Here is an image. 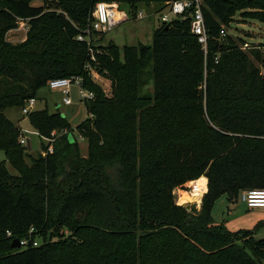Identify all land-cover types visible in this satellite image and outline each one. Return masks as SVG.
<instances>
[{
    "label": "trees",
    "instance_id": "1",
    "mask_svg": "<svg viewBox=\"0 0 264 264\" xmlns=\"http://www.w3.org/2000/svg\"><path fill=\"white\" fill-rule=\"evenodd\" d=\"M32 1L0 0V149L15 170L0 161V264H261L264 236H254L261 222L233 233L213 221L210 207L220 194L264 188L263 44L249 59L241 37L219 40L236 12L247 16L245 8L264 4L202 0L204 65L189 18L158 23L150 46H124L122 57L89 28L98 1H116L135 18L141 5L160 10L172 0ZM20 20L26 38L12 44L5 34ZM87 65L109 82L107 92ZM71 76L94 92L77 126L87 155L69 140L65 119L46 109L29 112L39 136L66 132L52 153L29 154L4 110L34 98L50 79ZM201 175L207 191L188 213L173 190ZM13 238L30 244L14 247Z\"/></svg>",
    "mask_w": 264,
    "mask_h": 264
},
{
    "label": "rangeland",
    "instance_id": "2",
    "mask_svg": "<svg viewBox=\"0 0 264 264\" xmlns=\"http://www.w3.org/2000/svg\"><path fill=\"white\" fill-rule=\"evenodd\" d=\"M46 1L34 0L31 3L33 5H46ZM262 4H264V0H260L258 6ZM157 8L158 5L154 3L150 6H139V9L143 12L142 18H138L137 16L133 18L130 16L129 19L118 23L111 30L103 34L101 43L106 44L110 40L113 41L119 48L120 57H122V49L124 46L138 44L150 46L153 30L159 23L158 19L160 15L168 13L165 7L160 10H156ZM244 10H250L252 12H248L247 16H243L241 11L236 12L232 17L227 31L251 43V47L245 48L244 51L247 57L252 59L250 51L256 44H263L260 49L264 54V21L256 18L257 16H264V8L248 7ZM28 28L26 22L20 20L16 28L9 30L5 34V39L12 44L20 43L25 40ZM96 36L98 37L100 35L98 34ZM255 64L258 65L256 62ZM96 84L105 92L109 89V82L100 73L96 79ZM69 89V103L65 104L63 102V94L59 89H51L48 83L38 87L35 92V103L32 111L46 109L48 114L59 113L68 124V129L70 130L68 132V138H76L80 154L86 156L87 141L85 138L80 139L76 133L77 126L87 116L85 104L78 95V86L75 83H71ZM4 114L15 125H18L19 129L28 138V144L26 146L29 154L35 156L38 152H41V143L45 144V140L31 126L29 113L24 114L21 105H10L4 110ZM0 161L4 162L6 168L11 173L15 172L2 149H0ZM204 178L205 176L201 175L197 179L204 183ZM189 188L190 182L175 187L173 190L175 195L174 200L177 205L184 207L186 212L195 213L201 206L202 198L201 201L196 202L195 199L198 195L192 194ZM210 215L214 222L222 223L226 229L233 233L252 230L261 222L254 236L257 238L264 236V208H247L240 201L239 194L232 198H229L225 193L215 197L210 207ZM243 239L247 240V238ZM242 240H239L238 243L241 244ZM36 241L40 242L39 239H36ZM261 264H264V259H262Z\"/></svg>",
    "mask_w": 264,
    "mask_h": 264
},
{
    "label": "built area",
    "instance_id": "3",
    "mask_svg": "<svg viewBox=\"0 0 264 264\" xmlns=\"http://www.w3.org/2000/svg\"><path fill=\"white\" fill-rule=\"evenodd\" d=\"M151 5V4H150ZM165 9L168 10V13L160 15L158 22L165 23L169 22L174 18L180 17L182 19L189 18V27L190 32L196 37L197 42L199 43L204 56V65L206 63V56L208 52V33L205 27L204 16L202 14V0H172L171 2H167L165 4ZM91 21L89 28L98 34H104L107 31L111 30L118 23L129 19L127 12L125 9L121 8L119 4L115 1L106 2V1H98L95 3L91 13ZM136 16L138 18L143 17L142 10L138 9ZM22 21V20H21ZM230 24V23H229ZM229 25H221L219 29V40L223 41L228 34L227 29ZM232 35V34H231ZM234 36V35H233ZM78 39H81L82 36H77ZM251 47V43L244 40L240 44L241 49ZM94 59V56H92ZM214 63H218L219 55L216 54L213 57ZM88 70V75L91 77L93 81L96 82L97 77H99V72L92 66L87 65L85 67ZM83 78L81 76H71V77H57L52 78L48 81V86L51 89H59L63 94V102L65 104L69 103L68 94L70 93V84L75 83L78 86V95L80 99L84 101H88L94 98V92L92 90L87 89L82 85ZM26 104L22 105V112L24 114L29 113L35 103V98H29L26 101ZM66 130L58 132L56 130H52L50 135L47 137H42L45 140L46 148L41 150L42 155H46L48 153L53 152V142L56 137L60 134L65 133ZM77 133V132H76ZM78 137L81 139L82 136L78 134ZM19 142L22 145L28 144V138L21 131L19 135ZM190 182V192L192 194L198 195L195 199L196 202L201 201L204 193L207 191V181L204 178V183L200 182L199 179H194ZM239 199L241 202L245 204L248 208H264V188H252L245 189L239 192ZM198 204V203H197ZM33 228H30L32 231ZM6 234L10 235V231L6 230ZM20 246H26L30 244L27 238L19 239ZM33 246H36L38 242L36 239L31 241Z\"/></svg>",
    "mask_w": 264,
    "mask_h": 264
},
{
    "label": "water",
    "instance_id": "4",
    "mask_svg": "<svg viewBox=\"0 0 264 264\" xmlns=\"http://www.w3.org/2000/svg\"><path fill=\"white\" fill-rule=\"evenodd\" d=\"M247 1H250V0H247ZM69 140L72 141L73 139L70 137ZM187 210H188V209H187ZM12 245H13L14 247H17V248L20 247L19 239H18V238H13V239H12Z\"/></svg>",
    "mask_w": 264,
    "mask_h": 264
},
{
    "label": "crops",
    "instance_id": "5",
    "mask_svg": "<svg viewBox=\"0 0 264 264\" xmlns=\"http://www.w3.org/2000/svg\"><path fill=\"white\" fill-rule=\"evenodd\" d=\"M245 205V204H244Z\"/></svg>",
    "mask_w": 264,
    "mask_h": 264
}]
</instances>
